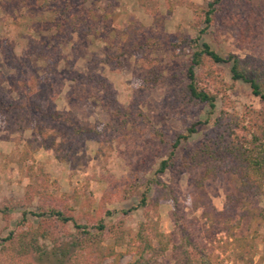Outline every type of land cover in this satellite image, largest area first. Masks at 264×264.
Here are the masks:
<instances>
[{
  "label": "rangeland",
  "instance_id": "obj_1",
  "mask_svg": "<svg viewBox=\"0 0 264 264\" xmlns=\"http://www.w3.org/2000/svg\"><path fill=\"white\" fill-rule=\"evenodd\" d=\"M76 1L0 0L1 97L24 104L22 118L0 114V238L41 226L49 237L39 245L48 252L83 239L80 264H128L145 241L148 264H264V190L250 196L224 168L206 177L201 167L178 164L234 121L241 124L235 134H243L260 118L264 105L249 83L232 79L231 62L206 58L196 68L199 85L217 96L213 111L188 96L187 70L196 38L264 69V0H222L208 27L209 0H88L92 33H58L56 9ZM51 106L74 125L55 122ZM193 124L196 132L176 151L177 168L158 173L175 136ZM41 126L57 146L44 147ZM229 193L243 205L216 214ZM54 207L88 226L91 238L56 222L47 213ZM40 212L46 215H32ZM55 258L21 256L0 241V264Z\"/></svg>",
  "mask_w": 264,
  "mask_h": 264
},
{
  "label": "trees",
  "instance_id": "obj_2",
  "mask_svg": "<svg viewBox=\"0 0 264 264\" xmlns=\"http://www.w3.org/2000/svg\"><path fill=\"white\" fill-rule=\"evenodd\" d=\"M88 0L76 1L66 4L65 9L62 11L61 8H57L59 19L55 21L56 31L62 34L65 28L70 29L74 32L82 31L84 33H92L91 25L93 22L90 21V10L85 9V3ZM222 0H209L208 7L204 10L203 22L208 27L212 24L214 20L215 12L217 11V5ZM70 10V14L68 11ZM87 22V23H86ZM86 23V24H85ZM140 30H144L142 26H139ZM144 32V31H143ZM206 30H200V34L205 33ZM243 39V37H241ZM150 39L149 42L150 43ZM199 38L193 41V48L195 51L191 57V63L187 70V75L189 79V84L187 85L188 96L192 100L198 102L209 104L211 110L213 111L216 107V94L209 90L201 87L198 83V76L196 74V68L204 64L205 59H210L214 63L219 62H231V73L232 79L235 81L243 80L250 84L252 93L254 96L258 97L261 103L264 105V69L259 66H253L249 62L235 56L230 55L224 57L211 48L210 44L207 42L199 43ZM192 43V42H191ZM15 60V57H13ZM1 83V82H0ZM2 89L0 88V114L7 117V115L12 114L13 119L22 118V114L18 109H22L24 104H13L8 103L4 98L1 97ZM39 107V104L36 106ZM260 118L255 122L249 123V126H244L245 133L235 134L234 128L239 124L235 122L234 127L225 128L218 130L214 136L205 138L197 146L190 147L187 151V155L184 156L179 164V169L190 170L192 167H201L203 175L206 177H213L220 170L227 173L236 174L240 180V191L244 194L250 196H260L264 190V109L260 110ZM117 114V112H116ZM47 115L54 118L55 122L60 123L61 121L68 122V124L74 125L70 120V115L66 112L61 113L51 106ZM7 119V118H6ZM220 123V119L216 122ZM14 124V123H12ZM199 124V123H198ZM196 125L188 127L187 133H179L175 136L171 142V151L169 152L168 158L161 160L158 173H164L169 168H174L177 164L174 162V157L176 151L182 142H186L192 133L196 132ZM80 131V127H78ZM221 128V124H220ZM39 129L40 137L42 143L46 149L54 148L57 146L56 139L49 136L47 130L41 126ZM59 129V128H58ZM76 133V130H74ZM51 140V144L49 143ZM228 162L229 165H223V162ZM177 168V167H175ZM152 183L162 184L158 180H151ZM195 188L202 189L203 182L198 179L194 181ZM31 187V186H30ZM200 192H204L201 190ZM205 199V194L203 193ZM227 202L224 207L223 212H216V214H233L236 209L243 205L244 201L241 197L235 196L233 193L227 194ZM146 205V196L144 195L140 206ZM28 212H23V217L25 218ZM56 222L62 224L71 223L78 230L79 234L83 237L89 236L91 238V233L89 227L81 224L77 219L67 213L65 210L60 208H51L47 212ZM35 217H43L46 215L44 212L32 213ZM206 216H209L205 212ZM99 234L105 229V223L100 221L96 226ZM49 233L43 228L38 227L36 229L24 232L21 234H16L11 232L5 238H0V241L9 242L13 245L14 250L21 256L29 255L32 253H37L39 257L45 254L49 255V258L54 254L56 259V264H80L81 256L84 255L85 240L74 239L68 245H59L58 248L54 247L53 252H48L42 250L39 245V239H48ZM145 241V240H144ZM144 246H140L138 253V258L128 264H148V259L144 256L145 249H152V246L148 241H145ZM167 247H163L164 251Z\"/></svg>",
  "mask_w": 264,
  "mask_h": 264
}]
</instances>
